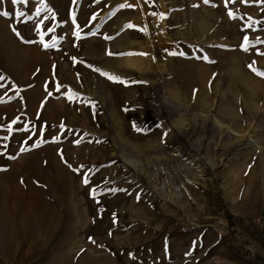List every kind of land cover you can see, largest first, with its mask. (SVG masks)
<instances>
[{
  "label": "rangeland",
  "instance_id": "obj_1",
  "mask_svg": "<svg viewBox=\"0 0 264 264\" xmlns=\"http://www.w3.org/2000/svg\"><path fill=\"white\" fill-rule=\"evenodd\" d=\"M225 3L0 0V264H264V0Z\"/></svg>",
  "mask_w": 264,
  "mask_h": 264
},
{
  "label": "snow or ice",
  "instance_id": "obj_2",
  "mask_svg": "<svg viewBox=\"0 0 264 264\" xmlns=\"http://www.w3.org/2000/svg\"><path fill=\"white\" fill-rule=\"evenodd\" d=\"M27 2V0H12V3L13 4H15V3H26ZM204 2L205 3H208L209 2V0H204ZM229 2V0H226V3H225V6L227 7V3ZM231 2H235V0H231ZM241 2H247V0H241ZM120 7L121 8H124V7H131V5H127V4H121L120 5ZM37 12H39V9L37 10ZM9 15V13L8 12H6V11H0V17H7ZM17 17H19V16H22L23 15V13H21V12H17L16 14H15ZM153 15H156V13H153ZM228 15H229V18H235L234 17V14H233V12H231V11H229L228 12ZM95 17H93V19H94ZM161 18H163L162 16H161ZM127 27L128 28H133V27H135L134 25H132V24H128L127 25ZM37 30H39V25H37ZM140 31H146V28H142V29H139ZM48 31H53V29H48ZM17 35H19V33H17ZM76 35L79 37V33H76ZM41 43L43 44V46L45 47V48H47V47H50L51 45H49V44H44L43 43V41L41 40ZM53 43H54V41H53ZM248 44H249V41H248V37L247 36H245L244 37V42L242 43V45H241V48L244 50V51H247L248 50ZM109 55H112V53H108ZM177 53H170V55H176ZM260 55H264V53H259ZM121 55H147L146 53H122ZM180 55H183V53H180ZM205 59H207L206 57H205ZM253 63H255V62H253ZM249 68L256 74V75H258V76H261V77H264V71H260V70H258V69H256V68H253V66L252 65H249ZM102 75H106L110 80H114V81H118L119 80V78H117V77H115V76H112V75H109V74H106V73H101ZM0 79H3V77H0ZM119 82H123V81H119ZM57 91H59V87L57 88ZM49 95H51V93H49ZM15 121H13V123H14ZM133 127L135 128L136 127V125L134 124L133 125ZM137 130H139V129H137ZM9 131H11V129L9 128ZM5 138H7V137H5ZM25 149H21V151H24ZM83 183L85 184V185H87L88 183H89V179H88V177L87 176H85L84 177V179H83ZM95 190H93V192H94ZM113 191H115V190H113Z\"/></svg>",
  "mask_w": 264,
  "mask_h": 264
},
{
  "label": "bare ground",
  "instance_id": "obj_3",
  "mask_svg": "<svg viewBox=\"0 0 264 264\" xmlns=\"http://www.w3.org/2000/svg\"><path fill=\"white\" fill-rule=\"evenodd\" d=\"M217 264H233V263L230 262V261L229 262H225V261L217 260Z\"/></svg>",
  "mask_w": 264,
  "mask_h": 264
}]
</instances>
